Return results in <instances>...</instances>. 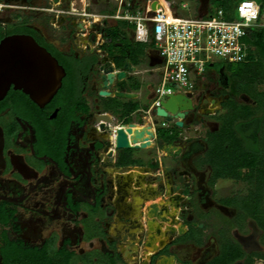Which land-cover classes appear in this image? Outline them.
Returning a JSON list of instances; mask_svg holds the SVG:
<instances>
[{"label": "flooded vegetation", "instance_id": "obj_1", "mask_svg": "<svg viewBox=\"0 0 264 264\" xmlns=\"http://www.w3.org/2000/svg\"><path fill=\"white\" fill-rule=\"evenodd\" d=\"M67 1L0 0V14H18L0 20L9 31L2 38L30 36L64 70L42 107L12 88L0 101V248L15 246L48 264H264V83L244 68L234 95L216 62L193 82V109L177 127L146 113L154 86L144 85L141 72L128 80L135 97L124 101L137 109L122 117L103 111L109 98L98 95L99 77L122 45L104 28L57 17ZM231 104L241 110L235 139L219 146ZM129 125L149 127L150 145L115 150L109 136Z\"/></svg>", "mask_w": 264, "mask_h": 264}, {"label": "built area", "instance_id": "obj_2", "mask_svg": "<svg viewBox=\"0 0 264 264\" xmlns=\"http://www.w3.org/2000/svg\"><path fill=\"white\" fill-rule=\"evenodd\" d=\"M95 1L98 2L68 0L65 8L54 13L79 21L85 29L123 22L131 26L135 42L152 43L162 66L147 114L159 106L165 95L190 94L193 82L203 76L206 65L244 62L251 49L244 39L250 30L264 29V9L255 0L235 2L230 20L225 19L228 14L221 9L207 18H180L172 11L175 0H103L111 9L96 13L91 10Z\"/></svg>", "mask_w": 264, "mask_h": 264}, {"label": "water", "instance_id": "obj_3", "mask_svg": "<svg viewBox=\"0 0 264 264\" xmlns=\"http://www.w3.org/2000/svg\"><path fill=\"white\" fill-rule=\"evenodd\" d=\"M107 59H109V63L103 65L99 77L98 95L102 98L119 101L134 98L135 96L128 85V78L130 75H135V68L129 62H124L121 67H117L112 57ZM63 76L62 67L30 36L10 35L0 40V101L12 88L21 91L34 104L42 107L56 94L61 86ZM192 109L189 95L168 94L152 111V115L167 121L176 120L175 125L181 127V120ZM97 120L110 123L105 115L98 116ZM132 127L133 125H129L126 129L119 127L115 130L114 136H111L115 150H143L150 145V140L153 137L150 128L132 130ZM106 146H110V142H106ZM111 155L112 152H109L107 156ZM133 169L138 173L145 172L143 168ZM130 181V178L122 181V186L118 189H126ZM237 240L239 244L244 245V238Z\"/></svg>", "mask_w": 264, "mask_h": 264}, {"label": "trees", "instance_id": "obj_4", "mask_svg": "<svg viewBox=\"0 0 264 264\" xmlns=\"http://www.w3.org/2000/svg\"><path fill=\"white\" fill-rule=\"evenodd\" d=\"M238 1L240 0H216V2L220 6L219 8L224 13L228 14L225 15V19L230 20L233 18V7L235 5V2ZM260 7L261 9H264V5H260ZM126 28H129L127 24L123 22H118L115 28L104 30L106 37H109L115 41L117 40L118 42L120 41L119 43L122 45L119 51H115L120 54L119 59H116L117 67H121L125 61H128L132 65H138L139 63H141V60L139 59L144 56V44L127 43L126 32H124ZM7 32L9 31L4 30L3 27L0 26V38H2L4 34H8ZM244 42L251 48L248 51V58L250 63L246 64V66H244L242 63H222V65H220L221 67L225 68V76L228 79L229 92L234 95H237L242 92V78L244 68L247 69L249 75L254 74L253 76H255L256 73V76L259 77V83H264V29L250 30L248 35L244 39ZM208 66L209 65H207L206 68ZM18 93V97L20 98L21 102L25 100L30 103L27 100L26 96L22 95L20 92ZM21 98H23V100H21ZM76 105L75 107H77ZM137 107V103L122 102L116 99H108L103 101L102 105L100 106V109L109 112L113 115L122 117L133 112L137 109ZM227 109L229 119L225 120L222 123L220 134L218 136L219 138L215 139V143L219 146H221V143L226 140L227 136L231 137L230 140L232 142L234 141L235 132L237 129L232 126H234V124L238 121L241 115L240 107L235 104L229 105ZM83 111L86 112V108H84ZM226 126H229L228 129L226 128ZM234 161L235 162H232L231 164H229V166L238 163L239 156L235 157ZM255 216H257V213L252 211L250 217L254 218ZM261 220L263 221L262 223L264 225V217H261ZM0 257V264H48V258L44 256L37 257L36 255L30 253H22L18 247L11 245H5L0 248ZM53 264H60V262L53 261Z\"/></svg>", "mask_w": 264, "mask_h": 264}, {"label": "crops", "instance_id": "obj_5", "mask_svg": "<svg viewBox=\"0 0 264 264\" xmlns=\"http://www.w3.org/2000/svg\"><path fill=\"white\" fill-rule=\"evenodd\" d=\"M213 1H216V0H189V2L192 4L190 11L187 14L181 13V15H180L178 8L176 7V2H175V6L172 7V11L174 12V14L176 16H178L180 18H207V17L213 15L215 12V10L213 11L211 9V6H210ZM110 9H111V6L107 7V5H106V7L103 8L101 11L106 12V10H110ZM117 24H118V22L108 23L104 27V30L110 29V28L111 29L115 28ZM124 32H126L127 43H129V44H136V43L137 44H144L145 45L144 54H146V60L144 63L142 61L143 57L141 59H139V60H141V63H139L138 65H132L130 63L131 66H133L135 68L137 74L136 75H130L128 80L130 79V77L132 78V77L138 76L142 72L141 73L142 74L141 79L143 80L144 85L150 86V87L155 86L156 84H158L160 77H161L158 69L162 66V59L157 54L152 43H138V42H135L133 40L132 32H131V26H129V28H126ZM119 42H118V44H119ZM215 63L209 64V66L207 68L205 67L204 74H206L208 72V69L212 68ZM204 74H203V76H204ZM202 77L199 79H202ZM153 100H152V102H153ZM122 102H124V101H122ZM150 117L152 119H155V117L152 114H150ZM203 250H204L203 247H201L200 249H196L194 256L200 255L202 252H204ZM184 256H186V254H184ZM195 261H196V259H195Z\"/></svg>", "mask_w": 264, "mask_h": 264}, {"label": "rangeland", "instance_id": "obj_6", "mask_svg": "<svg viewBox=\"0 0 264 264\" xmlns=\"http://www.w3.org/2000/svg\"><path fill=\"white\" fill-rule=\"evenodd\" d=\"M100 1L101 0H98V2H96L95 1V3H93L92 5H91V10H92V12H100L103 8H105L106 7V5H104L103 4V0L101 1V3H100ZM259 5H261V6H263L264 5V0H255ZM211 9L214 11V10H216V9H220L219 7V4L216 2V1H213L212 3H211ZM108 7V6H107ZM176 7L178 8V10H179V12H180V15H181V13H183V14H187L189 11H190V9H191V7H192V4L189 2V0H176ZM182 14V15H183ZM16 15H18V14H15L14 12H1V14H0V20H4V19H6V18H9V17H11L12 19H16ZM27 16V15H26ZM43 17H44V15H42ZM42 16H39L38 18H40V19H42L43 17ZM33 16H31V18H32ZM34 18H35V16H34ZM35 21V20H34ZM33 21V23H35L36 24V26L38 25V26H41V29H46V28H49L48 26H45V25H41V23H39V22H34ZM208 75H206V77H207ZM166 87H170V85L169 84H167L166 85ZM174 89V88H173Z\"/></svg>", "mask_w": 264, "mask_h": 264}, {"label": "bare ground", "instance_id": "obj_7", "mask_svg": "<svg viewBox=\"0 0 264 264\" xmlns=\"http://www.w3.org/2000/svg\"><path fill=\"white\" fill-rule=\"evenodd\" d=\"M134 130V129H133ZM109 137H111V136H109Z\"/></svg>", "mask_w": 264, "mask_h": 264}]
</instances>
